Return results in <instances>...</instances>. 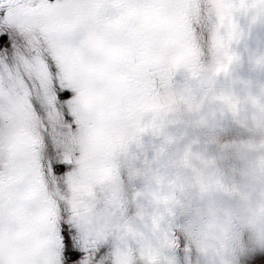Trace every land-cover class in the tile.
Wrapping results in <instances>:
<instances>
[{"label": "rangeland", "instance_id": "obj_1", "mask_svg": "<svg viewBox=\"0 0 264 264\" xmlns=\"http://www.w3.org/2000/svg\"><path fill=\"white\" fill-rule=\"evenodd\" d=\"M91 2L0 6L13 43L0 52V264H66L62 225L77 264H264V73L242 82L224 53L240 5L147 4L155 21L139 25L141 60L117 70L109 55L105 73L70 66V36L37 16L53 7L65 22H90ZM74 52L105 56L95 43ZM57 87L72 99L59 101ZM58 165L66 171L54 174ZM103 212L168 232L158 244L85 241L80 225Z\"/></svg>", "mask_w": 264, "mask_h": 264}, {"label": "trees", "instance_id": "obj_2", "mask_svg": "<svg viewBox=\"0 0 264 264\" xmlns=\"http://www.w3.org/2000/svg\"><path fill=\"white\" fill-rule=\"evenodd\" d=\"M151 7L152 5H147L146 3L130 4L122 0L121 3L110 2L108 10H103L101 6L95 9L93 13L96 16H94V19H90V21L100 24L101 27L88 29L86 26L80 27L78 25L81 28L80 31L83 32L79 36V39H77V48L79 47L80 49L84 46V48L89 50L93 43H95L105 56L104 58H100L103 55L100 54L97 58L92 57L86 60L82 58L77 61L82 62L81 66L88 68L90 72L96 70L97 72L109 73L110 71L106 68L107 64H103L109 59V55H112L111 57L113 62L116 63L115 67L117 70H119V65L123 63L120 59L121 55L140 56L137 52L138 43L143 39L142 37L140 38L141 27L139 25L143 24V27H147L149 24L154 23L155 11ZM165 13L167 15V12ZM230 13L235 21L236 29L233 28L232 32L227 33L225 56L229 57L228 61H231L230 68L236 73V78L239 76L242 82L250 83L251 81V84H256L262 73H264V0H247L242 10L233 11L232 9ZM146 15L148 16L146 17ZM84 22L87 21H80V23ZM125 24L131 25L132 28L134 25H137V28L134 29L132 34H127V31H124L122 28ZM108 28L111 32L115 31L112 32L114 36L112 34L109 35ZM96 30L102 31L103 34L96 33ZM84 38L88 41L84 40L81 43ZM85 42L87 43L84 44ZM140 44L143 45L145 43L141 41ZM147 45L152 49L151 44ZM87 54L88 52L85 55ZM140 60L141 56L139 59L133 61L139 62ZM95 65L100 66L93 69ZM110 70L115 69L112 68ZM253 128L258 129L255 126ZM252 131L254 130L252 129ZM223 141L226 142L227 140L223 138Z\"/></svg>", "mask_w": 264, "mask_h": 264}, {"label": "flooded vegetation", "instance_id": "obj_3", "mask_svg": "<svg viewBox=\"0 0 264 264\" xmlns=\"http://www.w3.org/2000/svg\"><path fill=\"white\" fill-rule=\"evenodd\" d=\"M31 0H0V6L5 5V7H12V8H18L22 9L25 11L27 14L29 12L28 8ZM116 3H121L122 0H113ZM94 5V10L92 13L95 11V9H98L100 6L103 8V10H108L109 2L108 0H92L91 2ZM27 6V8H26ZM48 12L51 14V16L54 17L55 23L51 24V26H54L56 29L62 30L63 32L57 33L59 37L63 35V37H66L67 35L70 36V42H69V48L70 52L73 51L71 54H67L64 59L67 61V59H70V66L74 65L76 66V61H77V54L74 52V49L77 46V28L80 26H86L91 28H98L101 27L100 24L98 23H93V22H84V23H78L76 20L74 23L71 22H65L64 19L61 17V12L57 10L56 8L53 7H47ZM75 13V12H74ZM92 20V18H91ZM49 21V20H48ZM79 25V26H78ZM103 25V24H102ZM137 28V25H134V29ZM109 29V28H108ZM68 30V33L66 32ZM90 55L83 56V59H90ZM140 56L137 55H121L120 59L122 61H133L139 59ZM89 70L88 68H86ZM90 71V70H89ZM85 71V72H89ZM69 74V73H68ZM72 76L75 73H71ZM120 91V88H118ZM109 88H105L104 91H108ZM117 90V89H116ZM110 91V90H109ZM118 97V96H117ZM104 100L106 98L104 97ZM104 106L106 104L104 103ZM102 110L100 114H102L106 121H108L109 113L108 110ZM108 115V117H107ZM100 131V129H99ZM102 136H105V133H101ZM108 139V138H107ZM89 209L86 211L88 213ZM87 215V214H86ZM88 218L84 222V224H81L80 226L83 227V235L85 236V241L87 239L88 242L93 243L94 238L98 239L95 243H100V244H105L106 240L109 241V239H117L116 242L120 244L121 239L124 241V245L126 246H131L133 243L136 242H147L150 241V243L158 244L159 239L161 238V235H167L168 229L167 227L165 228L164 226L162 228L157 227V221L154 220H147V218H142L138 219L136 222L132 223L131 221H127V219L120 217V219L115 220L113 216H108V213H101L100 215H87ZM121 216V215H120ZM132 220V219H131ZM78 226V225H77ZM174 234V231L171 232ZM87 237V238H86ZM139 240V241H138ZM89 246V248H88ZM87 248L88 250L92 249V244L88 245ZM47 250L49 249H44L42 251H38V253L41 254H46ZM44 254V255H45ZM91 254V252H90Z\"/></svg>", "mask_w": 264, "mask_h": 264}, {"label": "snow or ice", "instance_id": "obj_4", "mask_svg": "<svg viewBox=\"0 0 264 264\" xmlns=\"http://www.w3.org/2000/svg\"><path fill=\"white\" fill-rule=\"evenodd\" d=\"M26 2V0H24ZM110 3L111 0H108ZM125 2L130 4H138V3H146V4H155L157 7L160 5L168 3V0H125ZM232 2L238 3L240 5L239 9H236L239 11L240 9H243L244 6L247 3V0H232ZM47 3L49 5L54 4L55 0H47ZM38 18H47L49 22L55 23V19L51 14L48 12L47 8H42L39 10V13L37 14ZM13 47L12 43V37L9 33L4 32L0 34V52H7L10 51ZM52 71H55L54 66L51 68ZM73 93L70 90L64 89L61 90L59 87H57V98L61 102L69 101L72 99ZM33 107H36V105H33ZM65 119L69 123L72 122V117L68 114L67 111H65ZM66 169L63 165H58L53 168L54 174H62ZM60 237L63 240V257L66 261V264H77V262L81 259L82 253L78 250H73L71 246V237L67 234V230L65 226H61V230L59 233Z\"/></svg>", "mask_w": 264, "mask_h": 264}]
</instances>
